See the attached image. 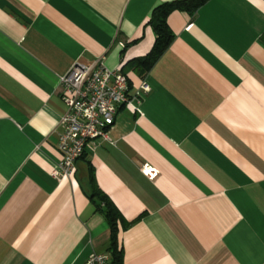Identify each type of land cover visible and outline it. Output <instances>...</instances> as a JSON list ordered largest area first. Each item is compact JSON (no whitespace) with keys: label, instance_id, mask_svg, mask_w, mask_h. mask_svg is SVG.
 <instances>
[{"label":"crops","instance_id":"crops-1","mask_svg":"<svg viewBox=\"0 0 264 264\" xmlns=\"http://www.w3.org/2000/svg\"><path fill=\"white\" fill-rule=\"evenodd\" d=\"M174 1L0 0V264H264V0L171 11L144 68ZM95 62L150 92L57 181L59 81Z\"/></svg>","mask_w":264,"mask_h":264},{"label":"built area","instance_id":"built-area-1","mask_svg":"<svg viewBox=\"0 0 264 264\" xmlns=\"http://www.w3.org/2000/svg\"><path fill=\"white\" fill-rule=\"evenodd\" d=\"M60 100L64 113L59 119L57 150L61 160L51 172L54 180L69 178L86 146L99 139L109 140L107 132L113 126L121 107H135L150 92L144 81L130 93L129 81L120 70H108L101 62L75 64L60 78ZM142 172L150 177L148 166ZM84 264H111L109 255L92 253Z\"/></svg>","mask_w":264,"mask_h":264},{"label":"trees","instance_id":"trees-1","mask_svg":"<svg viewBox=\"0 0 264 264\" xmlns=\"http://www.w3.org/2000/svg\"><path fill=\"white\" fill-rule=\"evenodd\" d=\"M206 1L208 0H177L157 6L153 10L148 22L154 31L155 42L150 52L145 57L137 60L136 62L139 65H142L144 68L150 67L166 50L172 39V35L166 25V17L168 13L173 10H183L188 13H194ZM104 205L106 206V210L104 211L105 217L108 220L111 228H113L114 221L116 218H118V213L113 207L109 206L106 201H104ZM111 264H121L120 255L117 249L113 250Z\"/></svg>","mask_w":264,"mask_h":264}]
</instances>
